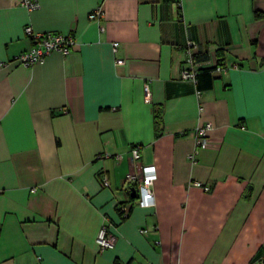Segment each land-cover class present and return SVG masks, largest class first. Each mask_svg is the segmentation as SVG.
<instances>
[{
	"label": "crops",
	"instance_id": "1",
	"mask_svg": "<svg viewBox=\"0 0 264 264\" xmlns=\"http://www.w3.org/2000/svg\"><path fill=\"white\" fill-rule=\"evenodd\" d=\"M27 26L76 45L24 66ZM190 41L229 67L210 88L183 78ZM134 147L154 207L131 200ZM263 243L264 0H0V264H264Z\"/></svg>",
	"mask_w": 264,
	"mask_h": 264
},
{
	"label": "built area",
	"instance_id": "2",
	"mask_svg": "<svg viewBox=\"0 0 264 264\" xmlns=\"http://www.w3.org/2000/svg\"><path fill=\"white\" fill-rule=\"evenodd\" d=\"M19 4L29 10L39 8L40 0H18ZM90 19L100 20L104 17L103 6L97 7L91 14ZM104 28H102L103 30ZM26 33L30 36L33 46L30 50L22 52L15 57L24 66L32 67L36 64H43L46 57L54 51L61 52L64 55H68L76 45V40L73 35H65L62 33H38L34 32L31 26L25 28ZM119 47L118 42L113 43L114 52ZM200 47L197 43L190 41L186 49V61L183 71L184 79H191L197 84L196 75L200 68L201 62L196 60V54L199 52ZM123 59H118L116 64H124ZM237 68V65H233ZM217 72H224L229 69L228 66H222L220 64L214 65ZM146 93L149 95V87L146 86ZM202 110V108H201ZM212 128V123L208 122L204 126H200L197 129L196 143L199 148H206L210 145V138L208 137V131ZM132 161L135 164V169L127 175V184L130 187H135L137 191L136 203L142 207H154L155 199L151 190V186L158 178L155 165H143L141 163V153L139 147H134L131 151ZM196 153L192 155V159H195ZM103 185L109 186L108 177L102 178ZM199 187H203L205 190H210V187L204 186L200 182L195 183ZM123 217L129 215V208H122ZM147 230H142V233H146ZM117 237L110 230L109 226L104 225L100 228L96 243L101 252L105 250L114 249L116 246ZM159 243V242H158ZM263 257H264V243H263Z\"/></svg>",
	"mask_w": 264,
	"mask_h": 264
},
{
	"label": "trees",
	"instance_id": "3",
	"mask_svg": "<svg viewBox=\"0 0 264 264\" xmlns=\"http://www.w3.org/2000/svg\"><path fill=\"white\" fill-rule=\"evenodd\" d=\"M256 16H262L261 13H257ZM209 59V55L208 52H203L201 51V49L199 50V52L196 54V60L198 62H206ZM222 66H225L223 62L220 61L219 63ZM215 72V68L213 67H204V68H199L197 75H196V79H197V87L199 90H202L204 88H210L212 86L213 80H214V74ZM136 199L132 197V201H134ZM132 210V206L129 208V212ZM120 216L122 218L123 217V212L122 209L120 208L119 210Z\"/></svg>",
	"mask_w": 264,
	"mask_h": 264
},
{
	"label": "water",
	"instance_id": "4",
	"mask_svg": "<svg viewBox=\"0 0 264 264\" xmlns=\"http://www.w3.org/2000/svg\"><path fill=\"white\" fill-rule=\"evenodd\" d=\"M130 194H131V196H132L133 198L136 197V195H137V191H136V188H135V187H131V188H130Z\"/></svg>",
	"mask_w": 264,
	"mask_h": 264
}]
</instances>
